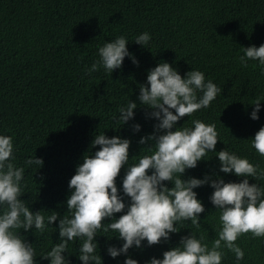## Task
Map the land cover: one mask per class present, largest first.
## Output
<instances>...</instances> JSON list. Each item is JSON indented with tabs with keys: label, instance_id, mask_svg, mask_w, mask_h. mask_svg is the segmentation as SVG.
I'll use <instances>...</instances> for the list:
<instances>
[{
	"label": "trees",
	"instance_id": "trees-1",
	"mask_svg": "<svg viewBox=\"0 0 264 264\" xmlns=\"http://www.w3.org/2000/svg\"><path fill=\"white\" fill-rule=\"evenodd\" d=\"M149 33L146 46L135 44V37ZM119 36L126 37L128 51L138 61L125 57L120 69L112 73L103 68L87 74L98 59V46ZM264 45V0H0V135L13 139L12 162L24 167L20 199L33 213L56 212L58 219L40 232L22 229L21 237L35 249V264H50L42 259L59 242V221L67 212L71 195L69 182L86 154L94 155L96 134L130 140L129 163L150 154L142 137L156 133L151 110L140 104L139 85L160 62H167L178 73L198 70L222 91L210 106L190 117L179 127H193L192 120L215 124L218 142L194 169H186L182 180L210 177L208 184L193 189L205 211L199 214L200 228L191 221H178V233L163 238L157 245L133 246L127 254L112 258L107 249H120L124 241L118 233L97 231L96 254L102 264H124L132 258L137 264H149L152 258L179 247L183 237L194 234L211 247L221 225L220 212L210 202L217 177L226 183H240L244 177L224 174L216 153L228 149L253 165L264 169V157L251 147V139L264 127V65L248 61L243 67L241 48ZM201 93H198V96ZM261 98L259 119L252 120L251 103ZM128 100L137 104L134 118L118 123V109ZM174 111V110H173ZM175 114V113H174ZM140 131H134V125ZM43 159V166L26 165L28 159ZM127 165L115 184L126 205L130 198L123 192ZM153 170H149L151 175ZM249 183L264 188V177H248ZM171 189V182H163ZM0 207V212H2ZM115 214V219L126 214ZM51 213H45L50 215ZM21 219H23L21 217ZM106 218L104 223H110ZM106 226V225H105ZM84 238L69 242L63 254L68 264H82L79 249ZM244 251L242 260L224 249L221 264H264V237L251 233L238 237Z\"/></svg>",
	"mask_w": 264,
	"mask_h": 264
},
{
	"label": "clouds",
	"instance_id": "clouds-1",
	"mask_svg": "<svg viewBox=\"0 0 264 264\" xmlns=\"http://www.w3.org/2000/svg\"><path fill=\"white\" fill-rule=\"evenodd\" d=\"M151 40L149 33L135 37V44L146 46ZM126 37L98 46L99 59L87 68V74L103 68L112 73L120 69L125 57L138 65L135 57L129 53ZM239 57L243 67L248 61H258L264 65V45L241 48ZM221 89L211 80L205 79L203 72L192 70L182 77L167 62H160L147 75V83L139 85L140 104L151 110V117L158 124L156 133L142 137L140 144H148L150 154L138 156L129 163L130 140L119 136L108 138L104 133L96 134L92 147L99 146L94 155L86 154L83 163L76 169V174L69 182L72 190L67 199V212L59 221L60 240L41 258L50 260V264H68L63 255L68 244L76 238H84L79 249L82 264H102L101 256L96 254V233H118V239L124 241L120 249L109 247L108 254L116 258L121 253L127 254L133 246L141 247L142 241L148 246L157 245L161 239L167 241L170 234L178 233L175 227L178 221H191L200 228L199 214L205 211L197 193L193 189L209 183L204 179L189 178L182 180L186 169H194L209 153H215L218 132L215 124H205L201 120H192L193 127H174L183 117H190L200 109L210 106L221 93ZM198 93L201 95L198 96ZM261 98L257 97L251 105L252 120H258ZM137 104L128 100L125 107L118 109L119 117L114 120L124 125L134 118ZM174 110V111H173ZM175 113V114H174ZM140 131V125L133 126ZM251 147L264 157V127H261L251 139ZM13 139L0 135V264H35V249L26 242L17 230L28 232L33 228L40 232L55 223L56 212L30 211L22 196L21 181L24 167H17L12 161ZM220 168L224 174L244 177L240 183L228 182L217 177L210 186L214 189L210 202L220 212V229L211 247L194 234L183 237L180 246L163 253V259L152 258L149 264H221L224 249L235 255L236 260L244 258V251L237 245L238 237L251 233L253 238L264 237V188L257 183L250 184L248 177H264V169L253 165L246 158H241L227 148L216 153ZM26 165L43 166V159H28ZM127 165L123 179V192L130 198L126 205L118 193L115 181ZM149 170H153L149 175ZM163 182H171L169 189ZM126 214L115 219V214ZM45 213H51L45 215ZM21 217L23 219H21ZM111 218L105 224L104 220ZM106 225V226H105ZM124 264H137L128 258Z\"/></svg>",
	"mask_w": 264,
	"mask_h": 264
}]
</instances>
